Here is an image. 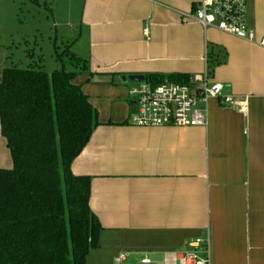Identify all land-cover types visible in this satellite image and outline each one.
Instances as JSON below:
<instances>
[{
  "label": "crops",
  "instance_id": "0c3cea01",
  "mask_svg": "<svg viewBox=\"0 0 264 264\" xmlns=\"http://www.w3.org/2000/svg\"><path fill=\"white\" fill-rule=\"evenodd\" d=\"M79 1L70 38L84 43L89 68L73 82L99 124L70 170L91 177L89 206L102 226L86 264L161 261L207 235L211 264H264V0H246L254 42L187 18L199 0ZM204 72L243 109L210 98L199 103L204 125L130 123L123 77ZM11 166L0 131V168Z\"/></svg>",
  "mask_w": 264,
  "mask_h": 264
},
{
  "label": "trees",
  "instance_id": "16d2710c",
  "mask_svg": "<svg viewBox=\"0 0 264 264\" xmlns=\"http://www.w3.org/2000/svg\"><path fill=\"white\" fill-rule=\"evenodd\" d=\"M65 47L73 69H0V131L12 159L10 168H0V264H86L99 245L91 177L70 170L99 124L98 112L73 82L88 70L87 60ZM142 80L190 83L185 74Z\"/></svg>",
  "mask_w": 264,
  "mask_h": 264
},
{
  "label": "built area",
  "instance_id": "2783aa9c",
  "mask_svg": "<svg viewBox=\"0 0 264 264\" xmlns=\"http://www.w3.org/2000/svg\"><path fill=\"white\" fill-rule=\"evenodd\" d=\"M245 6L246 0H199L198 7L187 18L203 28L211 26L223 33L254 42L255 32L247 24ZM258 44L264 46V38ZM222 89L221 83H207L206 72L202 78H191L189 84L164 82L153 85L144 80L132 83L127 93L135 109L129 121L141 127L204 125L206 109L200 108L199 103H206L210 98H217L221 104L242 110L241 102L223 95ZM123 260L124 256L118 255L114 264H121ZM136 264H211L209 236L186 241L181 249L166 253L161 261L143 256Z\"/></svg>",
  "mask_w": 264,
  "mask_h": 264
},
{
  "label": "rangeland",
  "instance_id": "374dc122",
  "mask_svg": "<svg viewBox=\"0 0 264 264\" xmlns=\"http://www.w3.org/2000/svg\"><path fill=\"white\" fill-rule=\"evenodd\" d=\"M80 4L79 0H0V69L39 66L50 72L61 64L73 69L65 46L83 58L84 43L72 45L76 36L70 38ZM56 53L62 61L56 59ZM126 84L127 88L132 85ZM140 258L128 257L122 264H136Z\"/></svg>",
  "mask_w": 264,
  "mask_h": 264
},
{
  "label": "water",
  "instance_id": "95a60500",
  "mask_svg": "<svg viewBox=\"0 0 264 264\" xmlns=\"http://www.w3.org/2000/svg\"><path fill=\"white\" fill-rule=\"evenodd\" d=\"M122 81L128 82V83H135L141 81V78L139 76L135 75H129L122 78Z\"/></svg>",
  "mask_w": 264,
  "mask_h": 264
}]
</instances>
